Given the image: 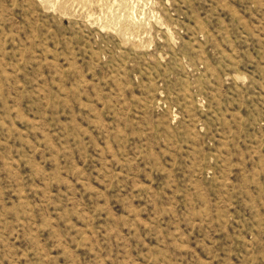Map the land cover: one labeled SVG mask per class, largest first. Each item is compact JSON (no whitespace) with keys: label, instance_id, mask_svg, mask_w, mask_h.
Listing matches in <instances>:
<instances>
[{"label":"rangeland","instance_id":"374dc122","mask_svg":"<svg viewBox=\"0 0 264 264\" xmlns=\"http://www.w3.org/2000/svg\"><path fill=\"white\" fill-rule=\"evenodd\" d=\"M0 264H264V0H0Z\"/></svg>","mask_w":264,"mask_h":264}]
</instances>
